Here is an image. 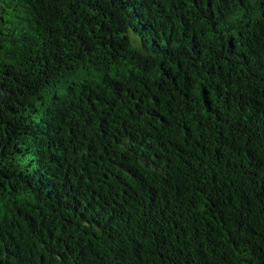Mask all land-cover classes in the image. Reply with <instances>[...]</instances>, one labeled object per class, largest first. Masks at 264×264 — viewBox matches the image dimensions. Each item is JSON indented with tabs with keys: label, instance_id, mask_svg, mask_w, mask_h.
<instances>
[{
	"label": "trees",
	"instance_id": "trees-1",
	"mask_svg": "<svg viewBox=\"0 0 264 264\" xmlns=\"http://www.w3.org/2000/svg\"><path fill=\"white\" fill-rule=\"evenodd\" d=\"M0 264H264V0H0Z\"/></svg>",
	"mask_w": 264,
	"mask_h": 264
}]
</instances>
